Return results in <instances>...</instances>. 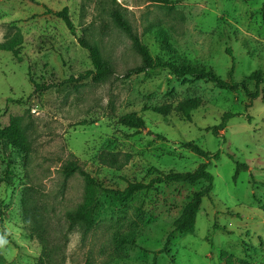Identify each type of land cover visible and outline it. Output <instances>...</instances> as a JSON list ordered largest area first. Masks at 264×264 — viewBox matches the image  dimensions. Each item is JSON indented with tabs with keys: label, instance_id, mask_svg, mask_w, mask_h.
<instances>
[{
	"label": "rangeland",
	"instance_id": "1",
	"mask_svg": "<svg viewBox=\"0 0 264 264\" xmlns=\"http://www.w3.org/2000/svg\"><path fill=\"white\" fill-rule=\"evenodd\" d=\"M264 0H0V42L18 37L16 54L0 51V125L14 126L22 146L0 142V264H264V84L249 101L241 89L219 90L204 81L176 79L168 70L150 77L135 36L150 56L175 53L225 80L264 75ZM67 8L74 28L47 10ZM126 21L118 28L112 13ZM84 37L112 74L76 81L91 70ZM72 78V80H70ZM29 80L54 85L32 93ZM255 92L252 82H245ZM229 120L215 138L210 127ZM135 114L144 129L119 124ZM249 117V120H247ZM191 147L219 152L201 158ZM114 155L119 169L101 164ZM77 160L102 186L148 185L128 200L98 198L88 225L75 219L88 201L85 178H65ZM235 163L245 164L235 174ZM214 178L202 199L193 234H174L169 254L157 253L204 182L161 183L160 174Z\"/></svg>",
	"mask_w": 264,
	"mask_h": 264
},
{
	"label": "trees",
	"instance_id": "2",
	"mask_svg": "<svg viewBox=\"0 0 264 264\" xmlns=\"http://www.w3.org/2000/svg\"><path fill=\"white\" fill-rule=\"evenodd\" d=\"M262 11H264V5L262 6ZM46 14H51L54 17L60 19L66 29L74 35V28L71 23V20L68 15L67 8H63L58 12H53L51 10H47ZM112 19L115 25L130 34V28L126 21L120 16L119 13L113 12ZM133 48L137 52V54L142 58L143 66L138 67L130 71V73H144V76L150 77L158 74L161 70H168V72L174 76L176 79L189 78L194 81H204L212 84L219 90H225L229 92H235L238 89H241L244 94L248 97L249 101L255 100L259 96V87L264 84V75L260 71H256L251 73L244 81L235 82L233 80L234 73V57L230 49H226V54L230 58V67L227 71V78L225 80L218 77L212 69L209 67L189 62L182 58L181 56L172 53L169 54V59L164 61L160 57H151L148 50L143 47L138 39L135 36H131ZM20 44V39L18 37H14L11 39H6L0 42V51L16 54V48ZM79 46L87 52L88 59L90 61L91 70L85 71L83 74H80L76 81L86 80L91 78L93 82H100L103 79L107 78L112 74L111 69L108 67L106 62L101 58L100 52L98 48L88 42L84 37L78 38ZM72 80V78H70ZM32 85V93H43L48 91L50 88L54 87V85H43L37 84L32 80H29ZM245 82H252L254 85L255 92L250 93ZM239 116V114L226 112L220 116L219 123L210 127L209 131L215 138H221L219 132L223 130L227 124V122L235 117ZM249 120V117H247ZM119 124L129 128L136 130L144 129V121L135 114L124 115L119 118ZM0 142L4 149L9 147L18 148L22 146V134L21 132L14 126L2 127L0 125ZM192 153L208 160H216L219 156V152L210 153L203 151L197 147L190 148ZM111 161L101 160V164H105L111 168L119 169L120 165H117V161L114 155H110ZM237 175L240 169L245 168V164L235 163ZM207 165L201 166L195 173H185L183 175H162L160 177H156L153 182L158 184L161 183H185V184H195L197 182H204V186L193 192L191 198L185 204V211L183 217L176 223L174 228L167 234L165 237L164 243L161 249L157 253H165L169 254L168 245L170 243V239L174 234L178 233L181 235L185 234H193L194 233V225L196 214L201 205L202 199L205 197H209L210 192L213 189L214 178L211 173L207 170ZM62 173L65 178L72 176L74 173H78L85 178L88 190V201L80 210L79 215H75V219L79 221H83L86 224H90L92 222V217L96 212L98 207V198L101 196H111L120 201L128 200L135 192L141 190H148L149 186L144 185L142 183H128L126 187L122 190L112 189L101 184L97 183L94 178H92L88 173H86L81 166L78 164L77 160L69 161L62 168ZM151 264H155V257H153Z\"/></svg>",
	"mask_w": 264,
	"mask_h": 264
},
{
	"label": "clouds",
	"instance_id": "3",
	"mask_svg": "<svg viewBox=\"0 0 264 264\" xmlns=\"http://www.w3.org/2000/svg\"><path fill=\"white\" fill-rule=\"evenodd\" d=\"M7 243V240L3 236H0V248L4 247Z\"/></svg>",
	"mask_w": 264,
	"mask_h": 264
}]
</instances>
